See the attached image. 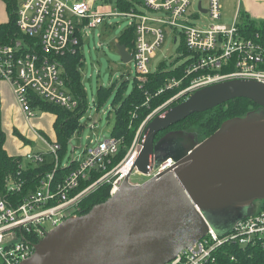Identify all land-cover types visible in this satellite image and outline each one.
I'll list each match as a JSON object with an SVG mask.
<instances>
[{
	"label": "built area",
	"instance_id": "1",
	"mask_svg": "<svg viewBox=\"0 0 264 264\" xmlns=\"http://www.w3.org/2000/svg\"><path fill=\"white\" fill-rule=\"evenodd\" d=\"M13 1L16 8L10 12L8 1L0 0L6 6L10 21L11 17L16 20L14 34L9 35L7 41L0 40V93L2 84L8 82L27 119L36 116L32 106L34 97L70 110L77 107L73 90L65 82L57 59L81 50L85 36L89 37L93 29L108 21L107 17L117 15L126 17L128 29L133 30V48L129 50L125 46L140 74L136 79L139 87L152 73L151 57L166 41L167 30L174 35V43L178 40L182 43L180 55L185 62L177 67L179 72L164 80L157 94L180 87L186 80L188 84L154 112L222 80L240 78L264 83V27L250 28L239 11L235 12L231 25L214 22L222 17L221 0H208L207 5L204 0L197 1L194 16L209 14L212 20L204 26L192 23L187 14L196 0H140L128 10L116 9L106 2L114 11L103 12L97 9L96 2L89 0ZM5 23L8 22H0V27ZM115 43L118 49L120 39ZM223 67L229 72L220 71ZM149 100L150 95L146 104ZM151 116L150 113L146 120ZM48 146V151L26 152L20 170L7 175L5 184L0 187V264H22L34 254L36 245L48 232L68 218L79 216L75 208L98 177L112 174L113 195L129 172H123L124 165L133 160L136 152L124 159L122 165L110 168L121 148V140L111 135L104 140L92 139L83 153L63 165L60 144L55 140ZM49 157L55 162L53 170L38 173V182L32 188L22 170L43 165ZM24 159L30 165L25 166ZM174 162L170 158L158 167L152 166L150 173L157 175ZM61 166L71 169L54 180ZM98 171L101 174L95 178ZM209 229L205 237L182 249L167 264H206L215 261L214 251L225 242L246 245L256 238H264V211L238 220L233 230L222 237Z\"/></svg>",
	"mask_w": 264,
	"mask_h": 264
},
{
	"label": "water",
	"instance_id": "2",
	"mask_svg": "<svg viewBox=\"0 0 264 264\" xmlns=\"http://www.w3.org/2000/svg\"><path fill=\"white\" fill-rule=\"evenodd\" d=\"M117 45L123 61L131 62L126 46ZM237 97L259 108L225 120L202 141L180 129L156 141L192 113ZM144 133L143 149L118 190L53 228L22 264H167L210 227L229 234L238 220L253 215L255 201L264 200V83L234 78L206 85L154 115ZM170 158L175 162L165 171L130 182L136 169L150 175L152 166Z\"/></svg>",
	"mask_w": 264,
	"mask_h": 264
},
{
	"label": "trees",
	"instance_id": "3",
	"mask_svg": "<svg viewBox=\"0 0 264 264\" xmlns=\"http://www.w3.org/2000/svg\"><path fill=\"white\" fill-rule=\"evenodd\" d=\"M8 1V9L13 12L16 8V3L13 0ZM104 2L112 4L116 9L128 10L135 2H140V0H105ZM243 19L245 24H249L250 28L257 29V27H264V20L261 22L251 20L249 17ZM15 19L11 17V21L3 24L0 27V40L1 42L7 41L9 35H13ZM133 30L126 29L125 33L119 38L120 42L127 46L129 50L133 48ZM83 55L81 50L75 52V54L67 53L61 55L57 61L62 65V75L64 76L65 82L73 90L74 97L77 100V107L75 109H68L55 104L50 101H45L39 97H34L32 100V106L35 109H39L45 112H51L56 116V121L54 124L55 132L57 133V142L62 147L60 152L61 158L64 156V152L67 147L70 136L78 129H81V117L88 110L89 104L87 103V90L84 88L82 83V75H80L79 66L83 63ZM180 70L170 71L165 67H162L157 72H152L148 75L146 83L142 87H139L138 82L134 81V89L131 94L124 95L125 87L127 86L126 81L119 84V86L114 88L101 87L99 91L98 100L94 101L97 109H101L102 106L106 104V101L115 91V98L113 99V107L115 110L116 123L114 129L112 130V136L121 139V148L119 153L114 157L113 164H117L125 156L126 152L129 150L131 143L134 138L133 132L130 130V124L134 122L144 121L150 112L158 108L166 102L171 96L176 94L181 88L186 87L188 81L182 82L180 87L175 89L165 90L163 93H158L157 91L162 88L164 80L167 77H171L175 72ZM222 72H229L225 67L221 68ZM150 95L149 104H146L147 97ZM169 107V106H168ZM166 107V109L168 108ZM259 105L252 99H246L237 97L233 100L222 103L221 105L207 110L206 112H195L186 119L178 122V128L185 131H191L195 129L198 133L199 140L202 141L207 136L213 134L219 129L221 123L228 119H233L235 117H245L250 113V111L257 110ZM165 109V110H166ZM1 112V106H0ZM135 115V117L133 116ZM166 130H164V134ZM14 134L18 135L25 143H31L30 140L26 139L25 136L19 133L17 130ZM159 137V136H158ZM7 135L5 132L0 131V187L5 184L7 175L10 173H17L20 170V164L22 156H14L8 153L5 149ZM55 162L49 157L45 164L26 167L22 170L24 172V177L28 179V183L32 188H34L38 182L37 174L41 172H50L53 170ZM71 168L60 167L55 173V179L60 178ZM95 177L101 172H95ZM112 184H103L98 187L94 192L84 195L79 203L78 207L75 208V212L79 215L87 213L90 211L94 205L108 200L110 197ZM264 211V200L259 209ZM222 237L221 235H219ZM215 261H210L206 264H264V238H256L253 243L250 244H240L236 242H225L224 245L219 247L214 251L213 254Z\"/></svg>",
	"mask_w": 264,
	"mask_h": 264
},
{
	"label": "rangeland",
	"instance_id": "4",
	"mask_svg": "<svg viewBox=\"0 0 264 264\" xmlns=\"http://www.w3.org/2000/svg\"><path fill=\"white\" fill-rule=\"evenodd\" d=\"M197 1L199 0H196L194 5L189 7V10L187 11L188 16H191V22L202 26L211 23L212 20L209 14H203L199 17L194 16L197 12ZM96 2L97 9L102 12L114 11V7L106 4L105 2ZM204 3L207 5L208 0H204ZM221 4L222 17L218 19V21L214 22L231 25L234 19L236 6L238 5V0H221ZM107 20L108 21L104 22L101 26L93 29V32L89 35V37H84V47L81 49L84 59L83 63L79 66V69L80 75H82L83 86L87 90V103L89 104V108L81 117V129L75 131L69 138L67 143L68 149L65 150L64 156L62 158L63 165L67 164L69 159H71L73 156L77 158L80 153H83L87 147L86 145H88L92 139L97 141L104 140L112 135V130L114 129L116 123L115 110L112 103L113 99L115 98V91L117 90V87L120 83L126 81L127 86L125 87L123 93L124 95L131 94L134 89V81L140 78V74L137 73L136 70L135 62L131 61L129 63H125L119 54L117 46L115 45L116 40H118V38H120L122 34L125 33L126 29H128L129 20L121 15L107 17ZM9 21L10 19L6 6L0 2V22ZM99 34L101 36H99ZM173 36L174 35L167 30L166 41L163 43L158 52L151 57V72H157L162 67H165L170 71H175L177 70V67H181V65L185 62V58L181 57L180 55L181 49L183 50L182 43H180V40L174 43ZM110 86H114L116 90L106 101V104L98 110L94 101L98 100L101 87L105 88ZM166 107L164 106L156 112L154 111L158 108L154 109L152 112H150L152 114L150 119H152L156 114L163 113ZM35 113L36 116L31 118L30 121L24 118L25 120L21 122L22 128H20L24 132L22 133L20 131V133L23 134L26 139L30 140L31 143H25L16 134H14V137L19 139V143L28 145L30 148H32V151H48V143L53 141V139L48 136L47 133H45V128H50L52 125V119L48 115L50 113H46L39 109H35ZM44 114L47 116L46 119H42L43 116H45ZM38 118L40 120H36ZM145 120L130 124V130L134 134L131 146L122 160L117 164H113L110 166V168L116 165H122L125 160L132 156L139 146H143L141 143L143 139H145L144 128L149 122V120H146L147 122H145ZM33 128L36 130L33 131ZM171 128H178V125L175 124L167 129ZM30 129L34 132V134L30 132ZM5 134L7 135L5 144L6 149L12 151L11 146L14 145L13 149L15 150V144L17 140L12 137L9 131L5 130ZM74 148H76L75 152H73ZM23 163L25 166L30 165V162L26 161L25 159L23 160ZM153 175V173L150 175H144L136 169L130 177V182L132 184L142 183L150 179ZM111 176L112 174H108V176L104 177H98L94 186L90 187L85 195L94 192V190L103 184L109 183L111 185V181L113 179ZM125 177L120 182V185L122 184ZM111 193L112 192H110V196L112 195ZM262 201L263 200H257L254 202L253 212H260L259 209L262 205Z\"/></svg>",
	"mask_w": 264,
	"mask_h": 264
},
{
	"label": "crops",
	"instance_id": "5",
	"mask_svg": "<svg viewBox=\"0 0 264 264\" xmlns=\"http://www.w3.org/2000/svg\"><path fill=\"white\" fill-rule=\"evenodd\" d=\"M89 1L104 2L105 0H89ZM236 11H239L242 15H244L245 17H249L251 20L261 22L262 20H264V0H238V5L236 6L235 12ZM0 106H1L0 131L5 132V130H7L10 132L12 137L16 139V137H14L15 136L14 131L17 130L19 133L20 131L24 133L20 128H22L21 122H23L25 120L24 118L26 117L22 110L21 105H19L17 102V99L15 97L14 92L11 89L10 84L6 81L2 84V89L0 93ZM49 113L50 114L48 115L52 119V125L50 126V128L49 127L45 128V126L44 125L43 126L45 128V133H47V135L50 136L53 139V141H55L57 140V133L55 132V128H54L56 116L51 112ZM44 118L46 119L47 116L46 115L43 116L42 119ZM27 120L30 121L31 119H27ZM36 120H40V119L38 118ZM35 130L36 129L33 128V131ZM33 131L31 130L30 132L34 134ZM16 140H17L16 144L14 143L16 149L15 150L13 149L14 145L11 146L12 151L7 149L10 155L23 156L26 152L32 151V148H30L28 145L19 143V139Z\"/></svg>",
	"mask_w": 264,
	"mask_h": 264
},
{
	"label": "flooded vegetation",
	"instance_id": "6",
	"mask_svg": "<svg viewBox=\"0 0 264 264\" xmlns=\"http://www.w3.org/2000/svg\"><path fill=\"white\" fill-rule=\"evenodd\" d=\"M185 98H187V97H181L180 99H178L177 100V102H173L169 107H171V106H174V105H177L179 102H181L182 100H184ZM178 129H180V128H171V129H167L166 131H165V133L164 134H166V133H168V132H170V131H177ZM180 130H183V129H180ZM187 132H191V133H193V132H195V133H197V131L195 130V129H193V130H191V131H187ZM164 134H162V135H158L157 137H156V141L158 140V139H160L162 136H164ZM197 135H198V133H197ZM199 138V137H198ZM200 141V140H199ZM172 150V148L171 147H168V149H166L165 151L168 153V152H170ZM164 151V152H165Z\"/></svg>",
	"mask_w": 264,
	"mask_h": 264
},
{
	"label": "bare ground",
	"instance_id": "7",
	"mask_svg": "<svg viewBox=\"0 0 264 264\" xmlns=\"http://www.w3.org/2000/svg\"><path fill=\"white\" fill-rule=\"evenodd\" d=\"M143 149V146H139L137 149H136V152H135V154H134V156H133V160L132 161H130L128 164H125L124 165V167H123V172L124 173H127L131 168H132V165H133V161H135V158H136V156H137V154L140 152V150H142Z\"/></svg>",
	"mask_w": 264,
	"mask_h": 264
}]
</instances>
